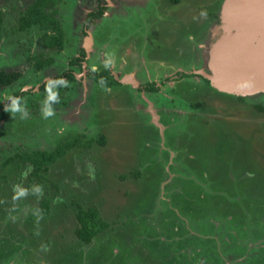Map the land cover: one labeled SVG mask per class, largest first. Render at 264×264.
<instances>
[{
  "label": "rangeland",
  "instance_id": "374dc122",
  "mask_svg": "<svg viewBox=\"0 0 264 264\" xmlns=\"http://www.w3.org/2000/svg\"><path fill=\"white\" fill-rule=\"evenodd\" d=\"M31 1L0 0V69L20 72L0 87V103L26 88L18 97L28 110L23 119L5 111L0 120V264H159V257L161 264H257L264 256V111L256 104L264 91L225 93L199 73L167 80L179 70L211 72L224 0H59L52 7L63 30L59 49L44 47L36 26L20 29ZM98 2L104 16L83 31ZM82 49L84 65H70ZM36 59L51 61L38 69ZM93 64L116 76L130 72L141 85L156 82L159 92L123 84L125 75L123 83L95 85L86 76ZM67 68L76 79L55 87L59 102L45 119L42 84L65 79ZM75 132L80 146L38 176L16 155L53 149ZM101 135L103 144L94 140ZM20 188L27 195L14 199ZM78 206H96L107 222L89 242L75 234ZM175 225L198 237L195 259L180 258Z\"/></svg>",
  "mask_w": 264,
  "mask_h": 264
},
{
  "label": "trees",
  "instance_id": "16d2710c",
  "mask_svg": "<svg viewBox=\"0 0 264 264\" xmlns=\"http://www.w3.org/2000/svg\"><path fill=\"white\" fill-rule=\"evenodd\" d=\"M176 2L177 0H172ZM59 2V0H32L28 7L25 9V13L19 19V27L20 29H27L32 26H36L40 30V40L44 47L46 48H62L63 45V30L61 28V24L59 19L56 17L57 8L52 9L54 5ZM49 10V11H48ZM104 9L103 7H99L96 11L89 12V15L86 19L87 26L92 23L94 18H99L103 15ZM2 23V15L0 9V24ZM83 51V49H82ZM75 60H71L70 64H78ZM51 59H36L33 64L36 68H41L44 64L49 63ZM180 78L184 76H193L194 73L187 72H179ZM20 73L18 71L13 72H5L0 70V87L9 85L15 80L18 79ZM65 80L68 82L76 79L73 69L68 68L65 70L64 74ZM88 76L92 79L93 83L96 85L100 84V81L103 80V87H108L116 81L112 74H110L109 69L103 68L100 71L90 70L88 72ZM61 78L60 76L55 79ZM206 79V78H205ZM204 79V80H205ZM207 84H209V80H205ZM47 81H45L42 85L46 86ZM147 89L154 90V86L151 84ZM157 92V90H156ZM19 92H16L13 96H18ZM258 110L264 111V103L259 102L256 104ZM6 117L5 110L3 108V104H0V120H3ZM82 134L76 133L69 139L62 141L61 143H57L53 149H35L26 152H21L16 154L19 156L21 161L27 162L30 164L31 173L33 175L38 176L41 171H46L48 166L56 161L59 157H62L68 149L74 148L75 146H80L79 141H81ZM104 136L95 138L94 140H98L100 144L102 142ZM86 146L90 145V141H85ZM12 158L8 157V161ZM79 205V204H78ZM41 208L44 212H48L50 209L49 202L47 200L41 201ZM75 218L77 227L75 229L76 236L84 242H89L92 238L98 233L104 231L107 228V222L100 216L99 210L96 206H89L84 208L82 206L77 207V211L75 212ZM183 228L179 227L177 230L173 229L172 234L182 235L184 234ZM161 264V258L159 259Z\"/></svg>",
  "mask_w": 264,
  "mask_h": 264
},
{
  "label": "water",
  "instance_id": "95a60500",
  "mask_svg": "<svg viewBox=\"0 0 264 264\" xmlns=\"http://www.w3.org/2000/svg\"><path fill=\"white\" fill-rule=\"evenodd\" d=\"M228 2L231 4H227ZM220 7L221 33L212 46L208 58L211 72L207 73L203 70L194 72L208 79L218 91L249 96L260 93L264 91V0H224ZM229 19L234 20V25H229ZM229 29L232 33H240V36H244V42L247 39L244 48H248V51L243 49L227 57L224 47L226 43L222 40L226 38ZM215 47L220 48V53L223 52L222 54L227 57H220L221 59L229 60L220 73L213 67L212 62L214 55L218 53ZM236 67H240L241 70L236 73L231 72V68Z\"/></svg>",
  "mask_w": 264,
  "mask_h": 264
},
{
  "label": "flooded vegetation",
  "instance_id": "af4514ba",
  "mask_svg": "<svg viewBox=\"0 0 264 264\" xmlns=\"http://www.w3.org/2000/svg\"><path fill=\"white\" fill-rule=\"evenodd\" d=\"M31 3V2H30ZM29 3V4H30ZM58 3V2H57ZM56 3V4H57ZM99 3V2H98ZM28 4V5H29ZM55 4V5H56ZM28 5H27V7H28ZM54 5V6H55ZM107 5V4H106ZM26 7V8H27ZM99 7H103V9H104V13H103V15L102 16H104V14H105V10H106V8H105V5H100V3L99 4H96V7L94 8V9H91V10H89V11H87L86 13H85V16H84V19L82 20V25H81V27H82V30L83 31H86V29H88L91 25H93V23H95L96 22V20L98 19V18H94L93 19V21H92V23L91 24H89L88 26H87V24H86V19H87V17H88V15H89V12H92V11H96L97 9H99ZM52 8V7H51ZM57 12H58V10H57ZM25 13V11L20 15V17L23 15ZM101 16V17H102ZM19 17V18H20ZM101 17H99V18H101ZM24 30V29H23ZM94 39V42H93V44L96 42V40H95V38H93ZM78 40V39H77ZM100 47L102 48L103 46L102 45H100ZM85 54H86V52H85V50L83 49V51H81L80 52V56L79 55H74V56H71V58H69L68 59V63L69 62H71V60H75L74 58H77L76 60V62H78V65H80V66H82V65H84V60L86 59V57H85ZM98 57H99V54H98ZM96 60H98V58H96ZM159 61V60H158ZM96 63V62H95ZM71 65V64H70ZM74 65H77V64H74ZM100 66H103V67H108V66H106V65H97L96 66V64H93L91 67L92 68H89V70H88V72L90 71V70H94V71H100L101 69H103V68H101ZM121 68H123V67H121ZM68 69V68H67ZM66 69V70H67ZM71 69V68H70ZM107 69H109V71H110V74H112V76H113V78L116 80V81H118V82H120V83H123L122 81H121V79H119V77H123L124 75L126 76V75H129V73L127 72H120V73H118L117 75L118 76H116V75H114V73L112 72V70H111V68H107ZM0 70H3V69H0ZM3 71H5V70H3ZM5 72H7V71H5ZM11 72H13V71H11ZM19 72V71H18ZM179 72H182V71H177L175 74H173V76H170V77H168V81H171V80H173V81H177V80H179V79H181L179 76H180V73ZM191 72H194V70L192 71L191 70ZM191 72H188V73H191ZM20 73V72H19ZM194 75H196L195 73H194ZM193 75V76H194ZM86 76L89 78V79H91L89 76H88V73H86ZM200 76V75H199ZM65 77V76H64ZM127 77V76H126ZM92 80V79H91ZM128 80V79H127ZM150 82V81H149ZM166 82V81H165ZM164 82V83H165ZM163 83V84H164ZM123 84H127V85H129V86H133V87H136V88H139L140 86H141V88H142V90H144L143 88H145V89H147L148 88V86H150L151 84L154 86V90H152V93H157L156 92V90L159 92V87H158V85L156 84V82H151V83H145V84H143V85H141V83L139 82V81H137V84L136 85H134L131 81H129L128 80V83H123ZM5 86H7V85H5ZM111 86V85H110ZM138 86V87H137ZM2 87H4V86H2ZM109 87V86H108ZM135 88V89H136ZM136 90H138V89H136ZM147 90H150V89H147ZM154 91V92H153ZM26 92V90H20L19 91V95L18 96H20V94H24ZM0 104H3V103H0ZM4 105V104H3ZM176 247H177V252H178V254H179V256H180V258L181 257H184L185 256V254H190V258H192V259H195V257L191 254V252H195V256H198V254L196 253V251H192V249H191V247L189 246V243H188V241H184V240H182V239H179V240H177L176 241V244H175V249H176ZM161 257H159V259H160ZM159 259H157V261L159 262ZM200 259V258H199ZM196 260V259H195ZM195 260L194 261H192L191 263H194L195 262ZM190 263V264H191ZM159 264H160V262H159ZM255 264H256V262H255ZM257 264H259L258 262H257Z\"/></svg>",
  "mask_w": 264,
  "mask_h": 264
},
{
  "label": "clouds",
  "instance_id": "9594fccd",
  "mask_svg": "<svg viewBox=\"0 0 264 264\" xmlns=\"http://www.w3.org/2000/svg\"><path fill=\"white\" fill-rule=\"evenodd\" d=\"M201 14L203 15V13H201ZM129 75L134 77L133 74H129ZM126 76H128V75H126ZM100 83L103 85L104 81L101 80ZM66 84H67V81L62 77L59 79H48L47 84L45 86V91H46L47 95H46L45 99L43 100V106H42V115L45 119L54 115V109L52 108V104L59 102V96H58L57 91H55V87L57 85L66 86ZM23 90H26V88L22 89V91ZM5 98L8 101V103L3 105V108L5 111L9 112L10 114L19 113L20 118H22V119L28 115V110L20 102L21 101L20 97H18V96H6ZM61 131H62V129H61ZM32 191L34 193L38 194V193L42 192V189L40 186L37 185V186H33ZM24 195H27V190L20 188L17 190V192L13 198L16 199V198H18L20 196H24ZM174 227H178V226L175 225ZM184 228H185V226H184ZM173 229L175 230V228H173ZM192 231H194V230H192ZM206 235H208V234H206ZM201 236H202L201 238L205 239L204 233ZM195 239L198 240V237L194 238L192 236V240L190 241V245L192 246L193 249H194V246L196 245ZM193 249H192V251H194Z\"/></svg>",
  "mask_w": 264,
  "mask_h": 264
},
{
  "label": "bare ground",
  "instance_id": "6f19581e",
  "mask_svg": "<svg viewBox=\"0 0 264 264\" xmlns=\"http://www.w3.org/2000/svg\"><path fill=\"white\" fill-rule=\"evenodd\" d=\"M227 4H231V2H228ZM229 20H230L229 25H234V20H232V19H229ZM243 38H244V36H240V33H232L230 29L228 30L226 38H224L222 40V42L226 43V45H224V47L226 48L227 57H231V56H233V54H236L234 52H240V50L243 51V49H245L246 51L249 50L248 48H244V46L247 42V39L244 42ZM251 45H252V42H251ZM234 47L236 48V50H233V49H235ZM215 48H216L215 50H217L218 53H216L217 55L216 54L214 55L215 58L212 59V62L214 63L213 67H215L217 69L218 73H220L222 71V69L225 68V66L229 63V60L221 59L220 57H225V58H227V57L224 54H222L223 52L220 53V50H219L220 48H217V47H215ZM240 70H241L240 67H236L235 69L231 68V72L234 71V73H236L237 71H240ZM191 73L196 74L198 72H191ZM243 73L245 74V71H243ZM125 79L126 80L128 79L129 81L133 82L135 85L137 84L135 77H132L131 75H128L127 77L125 76ZM240 79H242V78H240ZM128 80L126 82H128ZM121 81L122 82L124 81V77H123V80L121 79Z\"/></svg>",
  "mask_w": 264,
  "mask_h": 264
},
{
  "label": "crops",
  "instance_id": "0c3cea01",
  "mask_svg": "<svg viewBox=\"0 0 264 264\" xmlns=\"http://www.w3.org/2000/svg\"><path fill=\"white\" fill-rule=\"evenodd\" d=\"M179 228V226L178 227H175V230H177ZM184 234H182V235H178V234H173V236L172 237H176L174 240H172V241H177V240H179V239H181V238H183V240L184 241H189V240H192L190 237L188 238V234H187V231H186V229L184 228ZM181 237V238H180ZM177 238H179V239H177ZM197 249V248H196ZM196 249H194V251L196 250ZM198 250H199V248H198ZM257 262L258 263H262V264H264V256H262L259 260L257 259Z\"/></svg>",
  "mask_w": 264,
  "mask_h": 264
}]
</instances>
